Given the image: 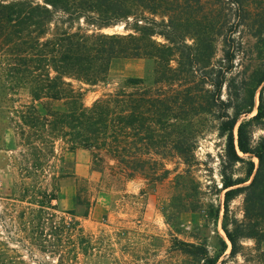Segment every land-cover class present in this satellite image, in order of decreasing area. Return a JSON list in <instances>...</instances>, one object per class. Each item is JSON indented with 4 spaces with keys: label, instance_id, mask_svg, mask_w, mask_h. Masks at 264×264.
<instances>
[{
    "label": "rangeland",
    "instance_id": "obj_1",
    "mask_svg": "<svg viewBox=\"0 0 264 264\" xmlns=\"http://www.w3.org/2000/svg\"><path fill=\"white\" fill-rule=\"evenodd\" d=\"M223 1L226 0H201L194 12L186 10L183 17L199 20L203 15L213 14L220 19L222 35L226 32L235 39V59L227 80L240 83L258 79L264 74V0H244L239 9L228 8ZM114 27L108 28L107 33L132 32ZM180 34L179 44L193 46V34L183 30ZM153 39L169 45L160 35H154ZM213 47L211 67L223 65L219 34ZM180 60V52L175 51L171 65L179 68ZM155 69L153 60L116 59L105 81L95 85L77 83L83 92V104L88 107L104 95L132 91L127 86L130 78H143L146 88L161 90L172 101L180 94L181 108L175 110L178 119H169L176 126L162 128L160 137L154 138L155 144L142 147L136 143L137 148L130 149L134 159L148 163L144 172L126 179L121 166L107 153H101L104 166L99 169L93 164V151L71 152L68 137L55 138L54 152L44 157L29 155L28 133L39 146L45 140H53L54 134L49 127L43 133L22 128L21 105L31 98L27 89L15 90L14 94L8 89L6 46L0 48V264H58L60 241L55 230L60 218L69 217L66 212L70 210L79 215L81 226L92 236L95 247L86 254L80 253L77 264H196L190 256L173 248L175 239L205 243L210 255H221L220 261L228 257L230 243L221 228L225 190L220 174L226 136L220 133L215 112L208 110L203 99L205 91L212 87L199 83L197 97L189 105L183 91L192 85V78L170 85L155 84ZM260 91L264 94V81L257 86L253 108L240 116L238 124L256 114ZM222 98L227 99L226 85ZM50 107L63 106L51 102ZM250 132L252 139L258 140L264 136V126L252 120ZM175 142L185 151L184 156L173 148ZM184 157L189 163H184ZM251 159L257 165V159ZM234 169L242 175L244 165L239 163ZM33 195L44 201L43 208L28 202ZM242 207V196H237L230 204L231 214L241 219ZM61 242L67 253L70 249L67 235ZM242 245L241 254L228 264H264V245L257 250L253 239L244 240Z\"/></svg>",
    "mask_w": 264,
    "mask_h": 264
},
{
    "label": "trees",
    "instance_id": "obj_2",
    "mask_svg": "<svg viewBox=\"0 0 264 264\" xmlns=\"http://www.w3.org/2000/svg\"><path fill=\"white\" fill-rule=\"evenodd\" d=\"M223 3L239 9L244 0ZM200 4L201 0H0V48L6 46L8 89L13 94L15 90L27 89L31 98L21 105L22 128L43 133L49 127L54 134L53 140H45L39 146L28 133L29 155L44 157L54 152L55 138L68 137L71 152L93 151V164L99 169L104 166L101 153H107L121 166L126 179L144 172L148 163L134 159L130 149L137 148L136 143L142 147L153 145L162 128L176 126L169 119H178L175 110L181 108L180 94L172 101L161 90L146 88L143 78H130L127 86L132 91L104 95L88 107L83 104V92L77 83L95 85L105 81L116 59L145 58L155 62V84L170 85L192 78V85L183 91L189 105L197 97L199 83L210 85L212 89L205 91L203 99L208 110L215 112L220 133L226 136L220 173L225 190L221 228L230 243V253L220 261L221 255H210L205 243L178 239L173 248L190 256L196 264H228L241 254L244 240L253 239L257 250L264 245V136L254 141L250 132L252 120L264 126L263 91L258 96L256 114L238 124L240 116L253 108L255 91L264 81V74L240 83L227 80L235 59V39L226 32L222 35L221 21L213 14L203 15L199 20L183 17L184 11L194 12V7ZM123 24L132 32L104 31ZM182 30L193 34V46L179 44ZM218 34L222 36L224 64L211 67L213 42ZM154 35L162 36L169 45L157 43ZM175 51L181 56L179 68L171 65ZM224 85L227 99L222 98ZM51 102L62 103L65 108L52 109ZM178 144L175 142L173 148L184 156L185 151ZM123 152L127 154L123 156ZM252 157L257 159V165ZM184 163H189L186 157ZM239 163L244 165L242 175L235 173ZM237 196H242L241 219L230 210ZM28 202L45 206L35 195ZM66 214L69 217L60 218L55 230L60 241L58 264H77L80 253L86 254L95 247L92 236L81 226L79 215L73 210ZM64 235L70 243L67 253L61 242ZM223 245L226 246L224 241Z\"/></svg>",
    "mask_w": 264,
    "mask_h": 264
},
{
    "label": "water",
    "instance_id": "obj_3",
    "mask_svg": "<svg viewBox=\"0 0 264 264\" xmlns=\"http://www.w3.org/2000/svg\"><path fill=\"white\" fill-rule=\"evenodd\" d=\"M124 29L125 30V26L124 25H119V26H115L114 29ZM108 29H105L104 31L107 32ZM113 33H117V32H113Z\"/></svg>",
    "mask_w": 264,
    "mask_h": 264
}]
</instances>
